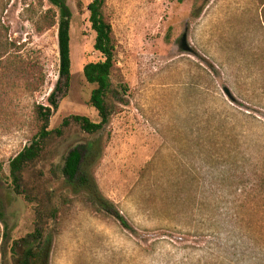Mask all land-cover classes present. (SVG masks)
<instances>
[{"label":"rangeland","instance_id":"rangeland-1","mask_svg":"<svg viewBox=\"0 0 264 264\" xmlns=\"http://www.w3.org/2000/svg\"><path fill=\"white\" fill-rule=\"evenodd\" d=\"M89 2L66 0L69 84L55 95L51 135L25 173L37 200L0 182V247L3 222L12 240L30 234L40 203L52 236L47 264H264V0H105L115 43L112 112L96 134L72 121L61 127L74 116L100 120L82 74L100 59ZM49 9L57 13L48 0H10L1 18L19 57L44 75L28 93L14 68L0 65L6 176L29 139L33 108L48 105L58 82L57 24L39 30ZM183 35L190 53L179 47ZM89 144L98 154L87 172L132 232L62 183L67 153L87 158Z\"/></svg>","mask_w":264,"mask_h":264},{"label":"trees","instance_id":"trees-1","mask_svg":"<svg viewBox=\"0 0 264 264\" xmlns=\"http://www.w3.org/2000/svg\"><path fill=\"white\" fill-rule=\"evenodd\" d=\"M10 0H0V65H9L14 68L15 79L22 80V88L28 93H35L44 84V75L37 65L26 62L18 55V48L8 38V29L1 23ZM57 10H47L41 17L40 31L47 30L57 24L58 48V82L54 91L47 98V106L35 105L33 108V121L30 123V136L27 144L8 162V175L6 176L0 165V182L8 185L10 193L21 196L27 202L37 200L35 195L28 191L25 173L41 156L44 144L51 135L48 130L49 120L56 109L55 95L60 92L61 86L68 87L71 70L70 55V19L71 13L66 0H48ZM105 0H90L86 6L88 22L94 33L92 49L99 56V61L86 64L82 69L83 78L89 85H93L89 98V105L99 117L98 123H92L85 117L74 116L63 120L61 127H66L69 121L78 125L87 134H96L107 124L112 112L111 77L114 71L115 43L111 27L104 16ZM16 50V51H15ZM20 81V80H19ZM125 92V87H119ZM89 157L83 158L79 149L70 150L61 170L62 183L72 197L81 198V202L96 213L105 214L113 218L128 232H132L126 220L116 211L99 192L93 177L87 172L88 162L96 158L98 151L93 144H89ZM87 164V165H86ZM40 204V203H39ZM39 204L33 221L32 232L24 237L12 240L11 228L3 222L1 264H47L52 243V236L44 234V223L41 219ZM39 209V210H38ZM56 218L57 211L53 210ZM1 220V214H0Z\"/></svg>","mask_w":264,"mask_h":264},{"label":"water","instance_id":"water-1","mask_svg":"<svg viewBox=\"0 0 264 264\" xmlns=\"http://www.w3.org/2000/svg\"><path fill=\"white\" fill-rule=\"evenodd\" d=\"M179 47H180L182 52H185V53L191 52L190 47L186 43V36L185 35H183L182 38L180 39Z\"/></svg>","mask_w":264,"mask_h":264}]
</instances>
